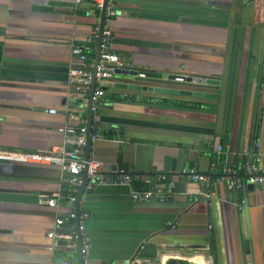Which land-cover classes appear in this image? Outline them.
<instances>
[{
  "label": "crops",
  "instance_id": "crops-1",
  "mask_svg": "<svg viewBox=\"0 0 264 264\" xmlns=\"http://www.w3.org/2000/svg\"><path fill=\"white\" fill-rule=\"evenodd\" d=\"M116 8L112 50L135 71L204 82L112 74L89 159L109 165L108 173L120 164L167 173L174 193L140 203L127 186L85 185L71 205L59 168L0 162V194L24 197L0 200V264H56L60 257L63 264H264V184L233 191L220 183L206 201L182 174L205 173L223 155L239 163L253 147L264 158V0H116ZM100 17L72 0H0V149L78 147L59 129L94 120L68 70L81 66L74 47L96 52ZM174 89L177 95L167 92ZM55 194L63 198L58 209L46 204ZM72 209L88 214L83 260L47 236L56 216Z\"/></svg>",
  "mask_w": 264,
  "mask_h": 264
},
{
  "label": "built area",
  "instance_id": "built-area-1",
  "mask_svg": "<svg viewBox=\"0 0 264 264\" xmlns=\"http://www.w3.org/2000/svg\"><path fill=\"white\" fill-rule=\"evenodd\" d=\"M74 6L88 5L99 11L104 10V23L101 30L98 60L96 65L94 59L88 57L80 47H74L72 54L81 63L79 67H70L68 70V83L79 94L83 105L93 115V122L84 124L80 128L63 126L60 132L76 137L78 147L74 149L51 150L47 152H24L16 150L0 149V162H9L23 165H50L59 168L67 175V185L70 188L68 200L71 205L76 201V194L82 186H110L120 185L130 188V198L134 202L157 201L164 202L175 190L176 183L167 173L144 174L132 168H117L113 173L103 169V163L84 157V148L87 138L97 140L100 138L98 112L101 102L105 96L104 83L115 71L134 70L132 63L121 58L112 50V32L110 21L117 15L116 0H72ZM93 40L97 43L100 33V24L94 27ZM143 77L142 74H138ZM176 82H182L181 77H176ZM55 114L56 110H49ZM218 152L222 154L223 148L218 146ZM183 176L189 182L198 184L201 188L200 197L209 201L213 196V187L222 183L227 189L237 191L244 187L245 183L250 185L264 184V158L256 151L249 150L239 163L229 162L226 155L221 156L218 164H211L205 173L198 172L194 168H186L182 171ZM138 185V188H134ZM61 195H52L46 199L50 208L58 209L63 205ZM88 214L79 210H70L66 214H58L55 219V229L47 234L54 243L65 241L69 247L79 250L83 258L89 250V239L86 234V221ZM66 227V230H62ZM65 264V263H64ZM83 264V262H82Z\"/></svg>",
  "mask_w": 264,
  "mask_h": 264
},
{
  "label": "water",
  "instance_id": "water-1",
  "mask_svg": "<svg viewBox=\"0 0 264 264\" xmlns=\"http://www.w3.org/2000/svg\"><path fill=\"white\" fill-rule=\"evenodd\" d=\"M103 23H104V10H102L101 12V17H100V33L98 34V41H97V45H96V52H95V57H94V64L96 65L97 63V60H98V51H99V43H100V38H101V30H102V27H103ZM113 74H120V75H133V76H137L138 74H142L143 77L147 78V79H153V80H160V83L161 84H166L167 81H170V80H175L176 77L178 76H169L168 78H166V80L163 79L162 75L161 74H157V73H152V72H139V71H128V70H120V71H115ZM182 78V83H203L204 80L203 79H199V78H192V77H185V76H179ZM107 86V83H104V87ZM153 91H156V92H161V93H166V90L164 89H151ZM168 93L170 94H174V95H177L178 94V91L176 89L174 90H168L167 91ZM180 94H185L184 92H180ZM189 94V93H188ZM193 96H196V97H202L203 94L202 93H192ZM88 115L89 117L91 116V113L89 111V108H88ZM90 123V121H89ZM107 126V125H105ZM89 148H90V139L87 138V145H86V153H85V158L88 160L89 159ZM104 164V163H103ZM122 167V165H118V167H115V171L117 168H120ZM108 168H109V165L107 164H104L103 165V169L108 171ZM84 187V186H82ZM0 200H3V201H23L24 200V197L22 196H16V195H2L0 194ZM65 241H63V245H65ZM64 260L62 259V257H60L59 259H57L56 261V264H63Z\"/></svg>",
  "mask_w": 264,
  "mask_h": 264
},
{
  "label": "trees",
  "instance_id": "trees-1",
  "mask_svg": "<svg viewBox=\"0 0 264 264\" xmlns=\"http://www.w3.org/2000/svg\"><path fill=\"white\" fill-rule=\"evenodd\" d=\"M96 13H100L99 11L93 9ZM96 26V25H95ZM84 53L86 54V56L88 57V60H92L95 57V53H94V49L93 46L91 45V48H82ZM152 103L155 104H160V105H168V106H175V107H180L182 104L180 102L177 101H171V100H164V99H153V100H149ZM219 159L214 158L213 161L217 162ZM68 186V185H67ZM138 185H134V188H138ZM69 188V186H68ZM70 194V188L69 190H66L65 193H63V197H68V195Z\"/></svg>",
  "mask_w": 264,
  "mask_h": 264
}]
</instances>
